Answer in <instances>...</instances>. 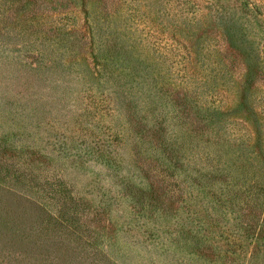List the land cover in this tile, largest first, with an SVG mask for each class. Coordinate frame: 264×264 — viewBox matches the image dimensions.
Here are the masks:
<instances>
[{
    "label": "rangeland",
    "instance_id": "1",
    "mask_svg": "<svg viewBox=\"0 0 264 264\" xmlns=\"http://www.w3.org/2000/svg\"><path fill=\"white\" fill-rule=\"evenodd\" d=\"M217 1L0 0V264H264L229 195L185 181L202 153L195 113L229 119L222 160H264V53L242 37L264 22L233 34ZM109 149L120 166L97 158ZM22 193L83 211L82 231L39 238Z\"/></svg>",
    "mask_w": 264,
    "mask_h": 264
},
{
    "label": "trees",
    "instance_id": "2",
    "mask_svg": "<svg viewBox=\"0 0 264 264\" xmlns=\"http://www.w3.org/2000/svg\"><path fill=\"white\" fill-rule=\"evenodd\" d=\"M217 7L215 8V17L219 18V21L222 19L229 26H233L231 31L233 34L237 33V28L242 27L243 23H245L248 19H259L264 22V0H229L227 3H219L217 1ZM213 9L211 8V11ZM243 21L239 26L238 21ZM248 33H242V37L249 44L250 52L263 50L264 53V31L261 36L257 39L255 35H252V39L248 40ZM231 48H234V44L232 41H229ZM252 50V51H251ZM220 51V49H218ZM244 51V50H243ZM222 54L221 52H218ZM237 54V53H234ZM259 53L247 54L246 57L250 58V55H254ZM238 58V57H237ZM235 59L234 61H236ZM239 60V58H238ZM215 66L223 75H227V77H231L229 73V69L233 71L234 66L231 64V60L223 59V58H215L214 59ZM229 68V69H227ZM230 74V76H228ZM228 79V80H229ZM200 116V119L192 118V123L190 125V133L193 138H199L198 149L199 152L202 153L200 157L197 158V162L194 161L193 165L198 164V166L192 167L189 169L190 175L186 178L185 181L196 180V183H202L201 187L204 188L205 191L211 192L212 194L217 192V189L223 191L229 195V208H231L237 216L240 217L242 225V231L245 237H249V235L253 234V231H256V239L264 237V160H260L258 164H254L253 162H246L245 158L247 156H252L245 150L242 153L244 157L242 161L238 158L233 159L232 157L225 156L222 160V155H219V151L232 148V144L224 137V130L226 124L229 122V119L225 121H221L218 113H195ZM227 122V123H226ZM197 126V127H196ZM195 146V143H193ZM82 145L76 150L74 156L82 157L87 156V149H83ZM61 153L65 151V147H60ZM16 150V149H15ZM99 150V149H98ZM20 152L16 151V154ZM97 155L98 159L104 160L106 163H113L120 166V162L114 158V155H111L113 152L111 149L105 151L101 150ZM25 153V152H24ZM28 154V153H27ZM90 153L89 155H91ZM249 154V155H248ZM264 156V154H263ZM20 165V164H17ZM16 163L13 164L14 168L17 167ZM14 174L16 175L17 180L19 176L23 175V170L20 168H16L14 170ZM1 180V179H0ZM213 181L219 183V185L215 188L211 187ZM208 183V184H207ZM5 183L0 181V187H4ZM216 191V192H215ZM222 192V193H223ZM221 193V192H220ZM30 200L31 206L38 209L40 213L39 219H34V226L36 228L30 229V232L37 231V235L39 238L43 237L42 233L47 235V238L54 239V237L63 238L64 234L72 235L77 234L80 231L81 227V214L84 215L83 211H77L72 209L69 211L65 202L61 204H57L56 207L51 210V200L49 198L55 197H45V199H40L36 196H28L22 193ZM68 195V194H67ZM69 196V195H68ZM63 199H67L66 197H62ZM72 200L75 202L76 198L72 197ZM65 201V200H64ZM76 203V202H75ZM227 203V200H226ZM22 208H20L21 210ZM27 211V207H24L23 212ZM27 215H23L19 213L15 215L13 218L10 217V220L6 221V224L20 221L24 222ZM32 220V219H31ZM44 229V230H42ZM51 232V233H50ZM35 234V233H33ZM32 234V235H33ZM30 235V233H29ZM242 236V234H241ZM254 236V237H255ZM33 240V245H37L34 249L27 247L25 250L15 252V255H26L32 254L36 252L38 247L42 246V242L40 239ZM23 252V253H22ZM43 254V253H42ZM47 256V255H46ZM42 258H45L42 257ZM264 263V258L261 261Z\"/></svg>",
    "mask_w": 264,
    "mask_h": 264
}]
</instances>
